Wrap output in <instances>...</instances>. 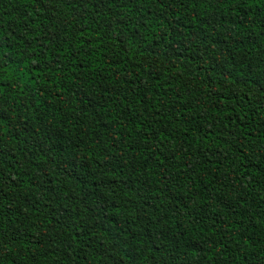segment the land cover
Listing matches in <instances>:
<instances>
[{
	"label": "trees",
	"instance_id": "16d2710c",
	"mask_svg": "<svg viewBox=\"0 0 264 264\" xmlns=\"http://www.w3.org/2000/svg\"><path fill=\"white\" fill-rule=\"evenodd\" d=\"M0 264H264V0H0Z\"/></svg>",
	"mask_w": 264,
	"mask_h": 264
},
{
	"label": "snow or ice",
	"instance_id": "6c2138e0",
	"mask_svg": "<svg viewBox=\"0 0 264 264\" xmlns=\"http://www.w3.org/2000/svg\"><path fill=\"white\" fill-rule=\"evenodd\" d=\"M2 91H3V90H2V89H0V93H2Z\"/></svg>",
	"mask_w": 264,
	"mask_h": 264
}]
</instances>
